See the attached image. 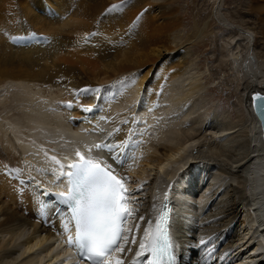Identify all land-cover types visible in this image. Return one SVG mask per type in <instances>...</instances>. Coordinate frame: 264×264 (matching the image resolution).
Listing matches in <instances>:
<instances>
[{"label":"bare ground","instance_id":"6f19581e","mask_svg":"<svg viewBox=\"0 0 264 264\" xmlns=\"http://www.w3.org/2000/svg\"><path fill=\"white\" fill-rule=\"evenodd\" d=\"M249 3L247 14L254 17L264 39V0H249ZM112 5L120 6L111 9ZM10 7L11 1L3 7L7 10H0V107L19 108L22 121L12 120L10 143L0 133V234L10 233L7 240L0 239V264H71L73 261L86 264L78 262L71 254V247L65 246L66 235L61 234V224L54 211L47 210L46 216L38 211L37 203L44 197L37 183L43 189L56 192H65L67 187L66 182L58 181L57 175H53L60 169L50 157H44L45 148L51 146L55 152L51 156L67 165L78 159L77 150L86 157L108 159L106 150L101 152L93 148L89 153V148L96 143L128 140L130 146L120 157L126 160L123 171L116 165L113 167L118 177H131L134 172L128 166L138 159L139 132L155 121L148 108L153 106L151 114L160 109L157 97L165 96L173 82L186 73L188 59L186 54H180L182 51L175 56L171 52L175 34L171 29L174 21L168 0H18L16 8ZM141 9L144 10L139 15ZM234 29L237 30V26ZM194 33L197 37L192 41L201 37L198 29L194 28ZM245 33L247 35L248 31ZM177 44L174 43V47ZM245 54L240 62L237 56L229 58L231 73L234 71L236 75L237 70L242 71L241 64L250 86L243 96L247 114L245 126L249 133L247 131L243 147L235 151L232 162H220L199 152L189 163V169L181 174L172 168L169 171L168 167L178 161L184 162L183 154L179 155L188 141L176 147L152 142L156 152L140 161L142 170L134 173L138 180H143L144 170L153 167L156 175L157 168L161 169L168 161V167L162 168L163 173L178 175L180 182L187 176L194 183H183L184 187H191L188 196L177 191L178 182L168 181L164 186L169 191L165 187L162 190L163 186L156 189V176L145 183L144 192H139L136 218L126 225L133 229L129 240L135 237L136 243L162 194L169 199L174 192L176 198L178 194L182 199L184 194L193 202L191 198L195 196L197 184L198 187L204 184L203 177L209 176L210 170L222 177L217 178L220 182L213 184V188L207 187L209 194L200 202L201 211L197 216H182L181 207L186 204L173 203L171 226L175 230L177 264H264V149L250 101L252 92L264 95V78L257 74L252 55ZM260 57L264 58V51ZM157 59L168 60L170 65L159 66ZM194 80L187 81L185 90L174 92L172 103L185 104L198 91ZM130 83L133 91L140 95L138 101L132 103L130 111L112 114L118 103L125 101ZM8 84L13 86L12 92L6 89ZM34 86L56 87L60 94L50 99ZM85 88L98 91H76ZM5 89L7 91L3 92ZM68 102L73 106L67 107ZM78 105L94 107L92 111H84V107ZM111 114L106 127L104 117ZM36 146H41L42 152H37ZM19 154L29 159L27 168L42 178L21 164ZM184 208L187 211L190 206ZM139 216H143L144 221H140ZM21 226L30 227L31 232L19 235L23 237L21 245L17 246L11 242L16 237L12 230ZM200 239L208 241L207 245L196 247ZM136 243L126 246L132 251L123 254L125 261ZM213 248L215 252L210 255L209 250ZM224 254H227L225 259H217ZM42 256L46 257L44 263Z\"/></svg>","mask_w":264,"mask_h":264},{"label":"rangeland","instance_id":"374dc122","mask_svg":"<svg viewBox=\"0 0 264 264\" xmlns=\"http://www.w3.org/2000/svg\"><path fill=\"white\" fill-rule=\"evenodd\" d=\"M10 1V9L17 7L18 0H7L5 3L3 0H0V10H7L3 7H5ZM168 1L169 8L172 7L170 10L173 13L171 20H173L174 23L171 25V29L175 34L174 43H178L176 47H174V43L172 44L173 50L171 52L174 56L177 52L181 51L182 52L180 54H186L188 59V67L185 70L186 73L182 75L181 78L176 80L177 82H173V87H170V89L168 88L167 91H165V96L163 94L160 97H157L156 100L158 104H160V109L154 114H151L150 109L153 106H149L148 112L152 118H155V121L150 125L147 124L149 127L147 125L142 127V130L139 132L140 136L138 137L139 139H137V143L140 144L138 145L139 147H137L138 159L135 162H132L134 165L130 163L128 168L131 166V171L134 173L136 170H142L141 162L144 160V158L147 155L152 154V152H156L155 148H153V145H151L152 142H156L155 144L159 143V145L166 143L176 147L181 143L188 141L185 145V150L179 155L182 156L181 154H183L182 157H185L183 158L185 160L182 162V164L181 161H178L179 163H174L173 165H170V167L167 165L169 162L165 161L161 169L157 168L156 175H154L155 171H153V167L152 170L147 171L146 169L141 174L143 180H138V178L133 173L131 175L132 178L130 177V180L127 181V186L129 189H137L136 195L134 197L137 202L129 204V207L133 209H136L138 206L137 204H139V192H144L143 187H145V183L150 181L152 177L156 176V189L162 186L163 187L161 189H163L165 187L164 185H166L168 181L178 183L180 182V180L177 178L178 175H167L166 172L163 173L164 168L168 167L169 171H171L170 168H172V171L177 170L178 173L182 174L186 171L185 169H189V163L194 160L195 156L199 152L202 155H205V157L213 156L217 161L231 163L235 151L243 147L245 144L247 139V131L249 133V128L245 126L247 114L243 96H245V91L250 86H248L247 72L241 64L240 68L242 71L237 70L236 75L234 71L231 73L232 69L229 58L237 56V60L240 62L241 57L246 52L247 54H251L257 74L264 78V58L260 57L263 55L264 51V39L261 38V33L259 32L260 28L259 25L255 23L254 17L247 14L250 4L249 0ZM128 6L129 5L126 7ZM143 10L144 9L140 10L139 15L142 14ZM233 26H237L238 29H234ZM194 28L201 32V37L195 41H192L191 39H193L195 36ZM245 31H248L247 35ZM195 37H197V35ZM168 62V60L164 62H161L158 59L156 60V63L159 66L161 64L170 65ZM190 78H192V80L195 79L194 81L199 86L198 91L193 93L191 95L192 98L190 97V100L188 99L189 101L187 100L185 104L180 101L177 103H172L173 98L175 97L173 96L174 92L177 89L185 90L188 87V85L185 84L190 80ZM12 88L13 86L11 84H8V87H6V89L9 90L8 92H12ZM34 88L35 90L41 89L44 95L50 99H53L54 96L60 94L59 88L57 89L56 87L48 88L45 86H34ZM6 89L3 92H6ZM125 94V101H120L112 114L130 111L132 109L130 106L132 103L137 102L140 96L133 91L131 83L126 88ZM5 107H0V133H2L3 138L8 140L10 143V132L13 130L12 120L21 122L22 118L21 115L19 117V108H10V110L8 108L9 106ZM50 107L52 110L54 109V105L51 104ZM168 113L170 114L168 115ZM112 114L109 117H104L106 127H108L110 123V118L113 116ZM135 139L134 141H136ZM150 146H152V148ZM42 149L43 148L41 146L35 147L37 152H42ZM199 149L202 151H198ZM45 151L44 157H55L51 156V154L55 153L53 152L51 146L46 147ZM156 155L158 157L162 156V154L158 153H156ZM176 157L177 156H171V158ZM19 159L21 164L29 172L38 178H42L30 167L27 168V162H29L28 158L22 154H19ZM176 166L177 168H175ZM121 171H123V168ZM213 172V170H210V177H205L204 184L199 185V187L201 186V190H199L200 192L198 191L199 187L197 184L196 192H193L195 193V196L191 198L195 204L202 202L206 194H209L210 189L220 182L216 180L217 178H222L221 175L216 176V173ZM133 181H135V183ZM192 185H194V183ZM208 186L210 189H207ZM192 190H195L193 186ZM220 190H218L216 193H218ZM200 211V209L196 211L195 215L197 216ZM128 221H130L131 224V219ZM12 231L16 232V237H14L11 242L12 244L15 243L14 245L19 246L21 245L20 241L23 237L19 235H29L31 229L27 226H21L19 229H13ZM2 236H4V238ZM9 236V232L2 233L0 234V239L5 240L6 238L7 240ZM57 250H59V248H57ZM44 259H46V257H43V259L41 258V261Z\"/></svg>","mask_w":264,"mask_h":264},{"label":"snow or ice","instance_id":"6c2138e0","mask_svg":"<svg viewBox=\"0 0 264 264\" xmlns=\"http://www.w3.org/2000/svg\"><path fill=\"white\" fill-rule=\"evenodd\" d=\"M119 6L112 5L111 9ZM76 91L94 92L98 89L85 88ZM252 101L253 108L264 122V95L256 93ZM72 106V102H68L67 107ZM78 106L84 107V111H92L94 107ZM107 135L111 136L113 133ZM129 146L128 140L96 143L89 148V153L93 148L101 152L106 150L108 159H94L90 155L86 157L77 150L75 155L78 160L67 165L51 157L60 169L58 174L53 172V175H57L58 181L66 182L68 190L54 193L41 188L38 183L36 185L40 189V195L44 197L37 203L40 215L46 216L47 210H53L61 224V234L67 236V245L75 248L79 259L87 260L89 264H125L123 254L132 251L126 246L130 242L136 243L135 237L129 240V233L133 229L126 225L129 219L136 218L137 210L130 208L129 204L137 202L134 199L137 189H129L126 182L130 177H118L113 167L116 165L123 168L126 160H121L120 157ZM138 219L144 221L145 218L139 216ZM147 223L148 227L143 229V236L131 264H177V245L170 232L169 211L161 212L154 225L151 220ZM135 228H140L139 223ZM207 243L208 241L200 239L196 247L206 246ZM214 252V248L209 250L210 255ZM226 256L224 254L217 259H225Z\"/></svg>","mask_w":264,"mask_h":264},{"label":"water","instance_id":"95a60500","mask_svg":"<svg viewBox=\"0 0 264 264\" xmlns=\"http://www.w3.org/2000/svg\"><path fill=\"white\" fill-rule=\"evenodd\" d=\"M258 92H252L250 94V101H251V109H252V112L254 114V116L256 117L257 121H258V124H259V128H260V132H261V141H262V147L264 149V122H262L261 118L258 116L256 110L253 108V101H252V97L254 94H256ZM263 95V94H262ZM73 145V144H72ZM180 184L183 185V183H186L188 185L192 184V181L186 177H184L183 181L182 182H179ZM191 192V187L188 189H186V195L188 196Z\"/></svg>","mask_w":264,"mask_h":264}]
</instances>
